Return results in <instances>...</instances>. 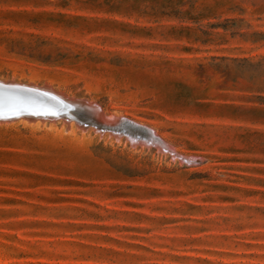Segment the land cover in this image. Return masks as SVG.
I'll return each mask as SVG.
<instances>
[{
	"label": "rangeland",
	"instance_id": "obj_1",
	"mask_svg": "<svg viewBox=\"0 0 264 264\" xmlns=\"http://www.w3.org/2000/svg\"><path fill=\"white\" fill-rule=\"evenodd\" d=\"M5 80L202 162L0 123V264H264V0H0Z\"/></svg>",
	"mask_w": 264,
	"mask_h": 264
},
{
	"label": "water",
	"instance_id": "obj_2",
	"mask_svg": "<svg viewBox=\"0 0 264 264\" xmlns=\"http://www.w3.org/2000/svg\"><path fill=\"white\" fill-rule=\"evenodd\" d=\"M93 109L99 113L96 105L90 108L85 105H71L49 92L25 87L0 85V123L19 119L29 121L72 120L83 126L82 128L84 129L91 128L100 134H109L114 138H122L132 147L143 146L144 148L157 149V147L164 144L151 128L129 119L118 118L114 124L109 122L101 123V116L98 120L90 114ZM179 161L185 165H196L202 162L201 160L185 159H179Z\"/></svg>",
	"mask_w": 264,
	"mask_h": 264
},
{
	"label": "bare ground",
	"instance_id": "obj_3",
	"mask_svg": "<svg viewBox=\"0 0 264 264\" xmlns=\"http://www.w3.org/2000/svg\"><path fill=\"white\" fill-rule=\"evenodd\" d=\"M0 85H3V86H16V87H25V88H29V89H37V90H40V91H45V92H49L50 94H53V95H55L56 97H58L59 99H61V100H63L64 102H66V103H69V104H71V105H76V106H86V107H88V108H90L91 106H93L94 104H92V103H90V102H88L87 100H78V99H74V98H71V97H69V96H67L64 92H62V91H55V90H53L51 87H49V86H39L38 84H34V83H27V84H25V83H20V82H16V81H14V80H5V81H3V82H0ZM96 105V104H95ZM97 107H98V110H99V113L95 110L94 111V109L93 110H91V112H90V114L92 115V116H94L96 119H98L99 120V118H100V116H101V118H100V120H101V123H104V122H109V123H112V124H114V122L116 121V120H114V119H112L111 117H106L105 115V113H104V111H102L101 110V108L98 106V105H96ZM59 120H62V121H66V122H68V125L70 124V123H74L72 120H64V119H59ZM76 125H77V127H83V126H81V125H79V124H77L76 123ZM76 125H74V126H76ZM141 125V124H140ZM83 129V128H82ZM84 130V129H83ZM164 142V141H163ZM159 148H160V150H163V151H168V152H170L171 154H172V157L173 158H177L178 160L180 159H185V160H200V159H197V158H191V157H181V156H178V155H176V154H174L173 153V151L170 149V147L164 142V144L163 145H160L159 146ZM182 163V162H181Z\"/></svg>",
	"mask_w": 264,
	"mask_h": 264
}]
</instances>
